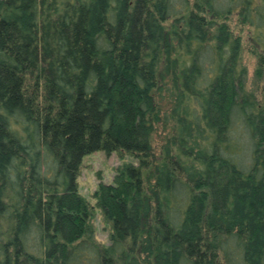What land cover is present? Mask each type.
I'll list each match as a JSON object with an SVG mask.
<instances>
[{
	"label": "trees",
	"instance_id": "1",
	"mask_svg": "<svg viewBox=\"0 0 264 264\" xmlns=\"http://www.w3.org/2000/svg\"><path fill=\"white\" fill-rule=\"evenodd\" d=\"M0 264H264V0H0Z\"/></svg>",
	"mask_w": 264,
	"mask_h": 264
},
{
	"label": "rangeland",
	"instance_id": "2",
	"mask_svg": "<svg viewBox=\"0 0 264 264\" xmlns=\"http://www.w3.org/2000/svg\"><path fill=\"white\" fill-rule=\"evenodd\" d=\"M232 28L237 35H241L244 43L243 64L248 69L246 88L248 91L254 90L256 87L254 80V71L256 68L257 58L250 52V31L248 28L241 29L236 18L232 20ZM255 85V86H254ZM168 129L162 125H158L154 133V147L157 153L160 151V145L163 142ZM124 162H135L138 160L129 153L121 155L117 151L108 154L104 150H95L87 153L83 160L78 175L79 191L86 196L91 204H96V199L93 195L99 182H112L117 170V167ZM93 222L96 227V238L101 243H109L110 225L105 221L102 211L96 206L94 209Z\"/></svg>",
	"mask_w": 264,
	"mask_h": 264
}]
</instances>
